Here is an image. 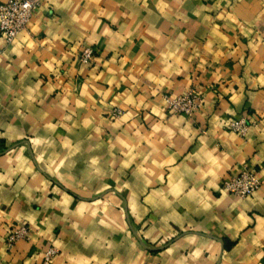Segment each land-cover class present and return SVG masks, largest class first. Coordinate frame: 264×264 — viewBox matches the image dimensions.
<instances>
[{"label": "crops", "instance_id": "obj_1", "mask_svg": "<svg viewBox=\"0 0 264 264\" xmlns=\"http://www.w3.org/2000/svg\"><path fill=\"white\" fill-rule=\"evenodd\" d=\"M0 264H264V0H40L0 36Z\"/></svg>", "mask_w": 264, "mask_h": 264}, {"label": "built area", "instance_id": "obj_2", "mask_svg": "<svg viewBox=\"0 0 264 264\" xmlns=\"http://www.w3.org/2000/svg\"><path fill=\"white\" fill-rule=\"evenodd\" d=\"M40 6V0H5L0 4V36L6 44H10L23 31L30 21L33 12ZM93 50L84 47L78 57L81 64L87 65L92 61ZM166 109L172 114H182L190 117L201 104L202 96L195 89H186L179 95L165 94L162 96ZM121 111L114 109L111 116L117 118ZM252 123L244 119L227 120L222 129L228 132L244 136ZM262 181L256 173L249 169L241 170L237 175L228 176L221 180V186L225 192L245 199L260 189ZM29 229L24 225L13 228L5 237V248L11 251L19 240L28 238ZM56 255L54 248H49L44 253V262L52 261Z\"/></svg>", "mask_w": 264, "mask_h": 264}]
</instances>
